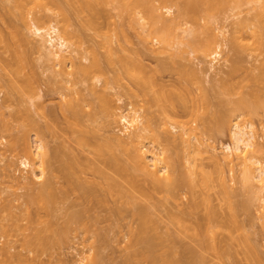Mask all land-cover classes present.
<instances>
[{
    "label": "rangeland",
    "instance_id": "1",
    "mask_svg": "<svg viewBox=\"0 0 264 264\" xmlns=\"http://www.w3.org/2000/svg\"><path fill=\"white\" fill-rule=\"evenodd\" d=\"M11 1L6 2L5 0H0V5L4 4V6H0V230H2L0 231V264H17V262L19 264L22 263L21 260H23V258V264H33V261H35V264H124L127 253L130 252V246L134 240L133 234L136 232L134 230L137 229L139 224L138 208L140 209L141 207H146L148 212L150 210V212L147 213L148 217L150 218H146L152 220L153 222L150 221L151 224H149L150 226L148 225L149 228L147 231L149 230L148 232L151 233L150 235L154 236V238L157 236L155 239L152 238L153 241L151 242L155 247L154 254L157 259H159L158 263L161 259H173L172 261L176 260L177 264H198L199 262H201L199 264H264V220L262 218L264 209L260 208L261 203L257 200L258 197L264 198V189L261 188L262 183L259 181L258 183L254 180L253 183H250V186H246L249 185V183H246L243 184V187L242 183L245 180L242 181L244 178H241L243 175V167L242 164H240V160L234 158L231 163L223 161L221 158L223 147L231 142L228 122L222 126L224 130H222L220 133H216L213 130H206V125L208 124L210 125H208L209 127H216V123H218V125L221 123H219L220 121H218L213 113H207V110L205 107H203L204 105L199 102V98H197L198 100L196 99L199 90L198 93L196 92L197 90H194L193 94L195 96H193L194 100L196 99V102L194 101L193 108L186 112L188 115L186 113L177 112L178 115L181 114L179 117L174 116V118L171 116L170 118L171 121L176 122L173 123L177 124L176 126H178L180 123L183 124V122H190L189 124L192 127L199 126L200 128L195 130L196 132L192 130L193 133H191V135L194 137L188 135L189 133H187L182 137L184 141L182 142V139H179L181 138L179 137V130H171L169 127L170 119H165L168 122L167 125L162 124L165 127H160L159 129L167 128L170 130V132L172 131L171 134L176 138V141L174 143L172 142L173 145H171V143L168 145H166L167 143H161L160 139L157 140L155 136H152L151 134L149 135L148 132L145 133L144 137L142 135L144 132H142V136L139 138V141L147 150H152L155 154H157V156L155 154L154 156L160 160L162 159L158 166H168L166 167L168 169L167 172H171L172 174H169V177H166L165 175L166 178L162 179L161 185L164 187H169V185L176 181V178L179 180V182L176 181L179 187L176 186L177 188L174 189L176 192L175 193L173 191L174 193L172 194L174 195L171 194L170 196L167 192H164L163 186L162 189H159L163 190L162 192L158 190H155L154 192V190L152 191V187L148 188V185L144 184L142 180V185L145 187L144 190L148 191L149 197L144 199H135L136 197L132 198L128 196V190L126 192V189H124L126 188V184L123 186L124 183L122 179H118L115 174H113V171L108 170L111 171V174L110 172L106 173V179L108 178L109 180L105 179V175L95 172L96 170L93 167L95 166L93 162H101L106 160L110 153L116 156L119 163L127 162V153H129L128 150L132 144L125 135L126 133L124 132L123 125L118 123V116L120 114L130 112L129 104H131L132 110L137 113L136 115L139 114L138 116L141 118L143 123L145 119L148 118L146 110L147 108L143 102V99L141 97L138 98L133 95H128L126 90L128 86V80L125 73V56L128 50L127 40L129 39L132 42V48L134 49V52L140 48V44L138 42L139 40L137 39V33L134 31V29L133 31H131V28L129 29V27L127 29L128 21L125 20V12L121 15V17L124 15V18L119 16V14L122 12H119L120 9L118 11L116 9L119 8L117 7L118 3L107 2L106 4V1L101 0L104 1V3L101 2L100 6L99 0V2H97L99 9L101 10L100 14L98 13L99 20L97 18H94V20L92 19L93 22L91 26V24L86 20L90 18V15H88L90 12L88 13V11L85 9L82 10V7L79 5L77 0H73V2L76 1L78 6L72 2L73 4L71 3V5L73 7L70 5V0L69 2L68 0H62L66 1V7L71 6L74 8L73 11H75V8L77 9L75 12L72 11L71 7L68 10V15H72L71 19H69L71 26L69 25V22H67L69 26L66 27V29L75 33V36H73L74 39H79L74 41L72 40L73 43H76L74 44L76 47L72 46V44L68 42L69 45L71 44L70 48L75 49V53L73 52V55L80 59L79 61H81L83 65H90L91 60L93 63L95 59L99 60L98 63H100V69L95 67L98 64L93 65L95 62L92 64L93 88L91 89L89 83L79 81V78L76 75H56L60 67H54L53 60H45L46 58H43L44 55H40L43 54L42 51L39 50L41 51L39 52L37 47L35 50V38H32L31 34H29L30 31L27 30L29 29L28 27L31 25V23L38 21V19H36V14L33 13L37 10V7L39 8V10H37L38 13L37 11L35 12L37 15L40 12L43 13L44 10L42 11V9L46 10L50 7V10L48 9L47 11H44L45 14L49 15L50 20L47 22L48 18H44L46 21L41 19L43 20V22L41 21V24H39V21L38 24L35 23L37 27L40 26L39 28L47 29L51 27L52 24L57 26L58 29L62 27L64 23L59 21L60 17H58V15H56L54 12H59V6L57 5L58 8L56 9V6L51 3L45 2L44 5L43 2L46 0H40L41 2L38 0L40 5L41 3L43 4L40 8L39 6H35L38 5L35 0H26V2L29 3L28 5L24 0L21 2L20 0H16L15 3L18 1L17 4L20 3L22 5V2H24L26 11L29 12L28 13L23 9V13L20 11V13H17L18 10H21L20 8L24 6L21 7L19 4L15 5V3ZM158 1L159 0L154 2H157V4L159 3L160 5L161 2ZM4 2L8 4H5ZM9 2L14 5L12 6L10 4V6H8ZM64 3L65 2H63V4ZM110 3L112 5L116 4L115 8H113L114 5L112 6ZM49 4H51L53 8L51 5L49 6ZM74 4L76 7H74ZM94 4L97 8V4ZM166 4L167 6H165ZM166 4H163L164 7L170 6V3ZM31 5L34 6V11L30 9ZM28 6H30V8ZM77 7L81 11H78ZM156 7L158 6L156 5ZM162 7L160 6L159 8L163 9ZM5 8H8L7 11ZM11 8H16L18 10L13 9L14 11H17L14 12ZM250 8L252 9L250 5L243 6L238 15L235 14L236 12L225 13L221 17L219 16V18L217 17L218 19H215V22L212 23L213 26L211 24V28L213 27L212 31L217 36L216 40L220 45V53L217 57L218 61H216L215 66L225 69L226 67H224V65H229L228 62L226 63V59H228L230 55L232 56V54L229 53L230 51L227 44H229V37L232 35V30H235L234 28H236V24L241 20H243L245 23H251L253 18L251 19L250 17H254V15L257 14L256 12H259L258 8L255 9V12ZM9 9H11L10 12L8 11ZM70 10L72 12H70L71 15L69 14ZM100 10L96 9L97 12ZM24 12L26 14V17L24 16L25 19L22 16ZM104 12L105 14H103ZM75 13H78V15ZM102 15L103 17L101 18L100 16ZM22 18L24 20L21 21ZM122 19L125 22L122 21ZM58 21L61 24H58ZM25 22H28L27 25H24ZM120 26H122V30L121 28L119 29ZM16 29L20 30L21 33L18 30L16 32ZM13 30L15 33H19L15 34L12 32ZM119 31H123L125 35L123 36V33L121 35ZM244 33L245 32H243L241 36ZM20 34H23V36L27 35L26 38L24 36V40H26L24 42L25 45L23 44V40H20L23 39L20 38ZM248 34L249 32H247L246 35L244 34L241 40L242 44L247 46L246 51L243 54V60L240 58V65H242L241 70L244 69L242 71H244L243 73L245 74L250 70V72L253 70V73H257L262 63L264 64L263 50L256 42V38L250 37L251 35ZM15 35H17V37L19 36V38H17ZM27 38L30 43L27 41ZM65 40L70 41L71 39H66L65 37ZM232 57L233 59L235 58V56ZM83 58H87L86 61H84ZM174 61L186 63L183 61V59L179 61L178 58H175ZM5 63H7V65H11L13 69L17 68L19 71L18 73L16 71V78L14 76V79L19 80V77L21 76L22 78H20L22 80L17 81L13 79V85L16 86L10 85L13 88H17L18 86V91L20 90V93L17 92L16 88L13 89L10 87L9 90V87H6L8 86V83L6 85L7 77L4 75L3 71V67H5L3 64ZM143 63L150 68L154 67L155 64L149 59H143ZM20 66H24L26 71L23 69V67L20 68ZM200 66L202 69H205L207 65L201 64ZM18 68L21 69V71ZM94 68L95 70H93ZM245 69H247V71ZM67 70L70 71V69ZM205 70H203V72L200 74L202 82L199 81L200 83L198 84L202 83L203 85L201 84V86L211 90L212 86L215 84V81H213L214 77L212 73L210 74V72H206ZM28 73H32L33 77L32 74L29 75ZM243 73L241 74L243 75ZM17 75L19 77H17ZM174 77L176 76H173V78ZM32 78L35 79V83L33 82ZM28 79L29 82H27ZM30 79H32V81H30ZM64 79H68L71 82L65 84ZM168 79V77H164L163 80L166 81ZM23 80H27L25 81L27 83H25ZM30 83H33V93L31 92L32 89H29V92L28 86L26 85H30ZM30 86L29 88H31ZM259 88L262 99L261 101H264V82L259 86ZM93 89L95 91H92ZM8 90L11 91L9 93L11 95L8 94ZM209 91L207 92L209 93ZM96 92H98V94H95ZM97 95L102 96L99 97ZM103 96H105L107 99V113L101 111V106L103 103L102 101L105 99V97L102 98ZM98 97L99 99H102V101L99 100ZM217 97L218 98H213L212 100L213 104H216L217 106V110L213 111H216L218 115L227 114L229 117L230 115L231 117H233V115L235 117L236 114L238 115V113H235V111L233 112V115L232 112H228L230 105H224L223 107V101L225 102L227 97ZM219 99L222 100L220 101ZM66 101H73L76 106L78 105L77 107H74L76 108L74 110L77 111L78 109L77 114L75 113L76 115L74 117H72L74 113H72V115L70 114L71 110L68 112V110H66L67 108L65 109L64 105L67 103ZM218 101L222 103V106H218ZM25 107L28 108V110H26ZM21 110H25V112L23 111V115ZM18 112H20L21 115H18ZM259 112L258 113L260 115L257 114L250 117H246L244 114L242 115L243 117L245 116L244 119H250L249 121H243L241 120L242 118L237 119L236 121L233 119L234 117L232 120H234L236 123H239L240 126L244 123V125H246L247 122L251 123L259 151H257L258 148H252L251 151L247 153V157L249 156V158L251 157L259 160L262 164H264V113L261 110H259ZM41 113H43V115ZM29 114H31L33 117L31 115L29 116ZM17 115L19 116L20 120L18 119ZM156 115L159 116V113H156ZM29 119L34 125V127L32 125L33 128H31L29 125ZM160 123H165V121L162 120ZM173 124L171 123V125ZM3 126L8 128L7 130L9 133H4L5 131ZM147 134L148 139L146 138ZM149 136L154 138H149ZM15 137H17L21 145L25 144L24 142H26V144L29 145H27L28 148L31 147L29 150H32V152L37 148V141H40L43 146V153L46 155V158L45 155H42L44 156L42 159L47 160H45V165L47 168L44 167V175L40 174L36 166L34 170L35 175L31 173V168L23 169L20 167L19 161L25 158L27 154H23L24 150L22 149L21 145L16 142L17 139ZM114 137L117 138V140H121V138L124 140H121L120 144H118L119 142L117 143L116 139L114 142ZM10 139H13V141ZM187 139L188 141H186ZM156 140L160 143L158 144L160 146L156 144L158 146L157 148H155V143L153 144V141L157 142ZM10 141L11 143L13 142L12 148L15 146V149L11 148ZM14 142L15 145H13ZM21 142H23V144ZM140 142H138L139 146ZM188 142L192 146L190 149V146H187L189 145ZM129 143L131 145H128ZM149 144L151 145L149 146ZM100 146L104 149H102ZM107 148H109L108 150L111 149V152L106 154L98 153L99 149L106 151ZM108 150L106 152H108ZM130 150H132V148ZM150 151L149 155H152L150 154ZM29 156H31L29 157V160L30 158L32 159V161H29L31 163L33 162L34 156L33 158L31 154ZM91 158L94 161H91L92 165L89 167L90 164L87 166L86 161H88L87 159L91 160ZM62 163L66 166L62 165ZM67 164L70 166H67ZM63 166L69 167L70 169L64 168ZM32 167L34 168V166ZM56 167H59L60 170ZM199 167L200 172L198 171ZM63 168L69 170V174H73L74 172V176L71 175L72 179H70L69 176V178L67 177L69 181L63 174ZM173 168H175L174 171H172ZM54 169L57 171V175L60 174L59 176L61 179L55 176L56 171ZM201 171L202 175L203 173L206 174L205 172L210 174H208L209 176L207 175L208 180H206V176L202 177L201 175L200 177ZM218 173H221L225 178L226 184L223 186L224 190L218 181ZM162 174L164 176V173ZM32 175L36 177L39 175L40 178L38 177V179ZM40 175L42 177L44 176V178H42ZM112 175L115 177L113 181H115V179L119 180H116L115 182H119L121 184L120 189L122 191L124 190V193L118 195V193H116L118 191L117 188H107L108 185L106 186V183H110L109 181L113 179L111 178L113 177ZM210 176L212 178V182L210 181ZM13 177L20 179L25 177L26 180L24 178V180H22L24 181L22 182L23 184L20 181L19 184H16V180L13 181ZM204 178L206 181L203 180ZM43 179L45 181L49 180L48 182L46 181V183H49L53 186H50L53 188H51V191L53 190L51 199L47 200L48 202L45 200V203L43 201H41L43 203L40 202V204H43L42 206L46 204L44 207L38 204L39 202L33 203L32 201V197L34 196L32 192L34 193V190L37 188L39 191L41 188L40 186H42V183L44 182ZM64 179L67 183L63 181ZM120 180L122 182H120ZM191 180L193 182H191ZM29 181L30 183H28ZM187 181H189V183ZM195 181H200V183H195ZM31 182L33 183L31 184ZM168 182L169 184L167 185ZM190 182L193 185L192 187ZM207 182L210 185L206 184ZM25 184L27 186L31 184L29 187L30 189H28ZM78 184H80V186ZM146 188H148V190H146ZM249 188L251 190L253 189V191H249ZM260 188L262 190H260ZM90 189L91 191H89ZM38 191L35 192L38 194ZM58 192L61 193L57 195ZM250 192H252L253 195L250 194ZM254 193H256V195ZM29 197L31 198V204L30 202H27L29 201ZM26 202L27 205H25ZM47 203H50L51 205H47ZM35 204H38V207ZM46 206H48L47 209L45 208ZM261 210L263 212L262 214ZM172 212H174L175 216L178 214L182 217H180V222L174 220L175 217L173 218V216H171V214H173ZM26 216L29 217L26 218ZM30 216L33 218H30ZM169 216L172 218V220H174V222H176V224L181 226L174 225L175 223L169 219ZM185 216L189 217L185 218ZM28 218L30 221H32L29 222V220H26ZM149 220L146 222L149 223ZM208 220L210 223H208ZM182 223L184 225H182ZM7 224H9L7 228H3L5 227L4 225ZM25 224L27 228L24 227ZM199 224L200 227H198ZM19 225L21 227L23 226L22 232L18 231L21 229ZM13 226H17V228H11ZM8 227L10 229H8ZM153 228V231L157 234L154 232L152 233L151 230ZM12 229L14 231H12ZM3 230L5 231L3 232ZM9 230H11L12 234H9ZM205 231L208 236L206 235ZM210 231L213 232V235ZM1 232H3V234L6 232L8 234L5 235L9 236H2L3 234ZM35 237L37 240L33 239ZM27 239L30 240L25 241ZM210 239H212V241ZM26 242H30L31 246L28 244L25 245ZM200 243L203 244L201 247L202 249L198 250L194 248L195 245L196 247H200L202 245ZM6 247L7 251L10 252H5ZM192 249L194 250L192 251ZM252 249L257 257L254 256L253 252L251 251ZM191 251L193 253L194 251L196 252L193 254ZM250 251L253 256L249 255ZM3 252L5 253L3 254ZM9 253L11 254L9 255ZM6 254L9 256L7 257ZM19 254L21 255V262H19ZM92 254L93 257L91 258ZM95 254H98V256ZM197 254L198 256L200 255V257L196 258ZM13 257L17 258V260ZM96 257H98L99 260ZM250 257L256 258H253L252 260ZM7 258L10 259L8 260ZM199 258L202 259L199 260ZM28 259H30L29 261L32 263H28ZM90 259H94V261ZM256 259L259 261V263ZM12 260L14 261L13 263ZM25 261L26 263H24Z\"/></svg>",
    "mask_w": 264,
    "mask_h": 264
},
{
    "label": "bare ground",
    "instance_id": "2",
    "mask_svg": "<svg viewBox=\"0 0 264 264\" xmlns=\"http://www.w3.org/2000/svg\"><path fill=\"white\" fill-rule=\"evenodd\" d=\"M5 1L8 2V1H11V0H8V1L5 0ZM15 1L16 0H12L11 2L15 3ZM21 1L22 0H20V2ZM24 1L26 2V0H24ZM70 1H71L70 2V5H71L73 0H70ZM77 1L79 2V5L82 7V10L85 9V10L88 11V13L90 12L88 14V15H90V18H88L89 21H88V19H86V20H87L88 23L91 24V26H92V22H93L92 19L94 20V18H97L99 20L98 13L100 14V12H101V10L99 9V5H100L101 2L104 3V1H106V4H107V2L118 3L117 7H119V8H116V9H117V11L120 9L119 12H122L121 14H119L120 17L125 12L124 13V15L126 14L125 20L128 21V22L126 21L127 24H128L127 25V29H128V27H129V29L131 28V31H133V29H134V31L137 33V39L139 40L138 42L140 44V48L134 52V49L132 48V45H133L132 42L129 39L127 40L128 50H127V52H126L127 54L125 56V58H126L125 59V73H126V77H127V80H128V86H127L126 90H127L128 95H131V96L133 95V96L138 97V98L141 97L143 99V102H144V104L146 105V108H147L146 110H147V115H148V118H146L144 123H143L141 118L138 116L139 114L136 115L137 113L134 110H132L131 104H129L130 112L129 113L120 114L118 116V123L123 125L124 132L126 133L125 135L127 136V138L129 139L130 143L132 144V146H130V149L132 148V150H130L128 148L129 149L128 152L130 154L127 153V156H128L127 157V159H128L127 162L123 161L125 163H119L117 158H116V156L114 154L110 153V155H108V158L106 160L101 161V162L95 161L97 163V165H96L95 162H93L94 160H92V158H91V160L87 159L88 160V161H86L87 166L90 164L89 165V167H90L92 165V162H93V164L96 166V167L93 166L95 168V170H96L95 172L96 173L99 172L100 174L105 175L104 176L105 179L107 177L106 173L110 172V174H111V171H113V174H115V176L118 179L119 178L122 179V181L124 183V184L122 183L123 186L126 184L125 185L126 188H124V189H126L125 190L126 192L128 190V192H127L129 194L128 196H130L132 198L136 197L135 199H144V198H148L149 197L148 196V194H149L148 191L144 190L145 187H144V185H142V180H143L144 184L148 185L147 186L148 188L152 187V191L154 190V192H155V190H158V191L162 192L164 190V192H167L168 195L171 196V194L175 192L174 189L177 188L176 186H178L177 182H179V180H177V178L175 179V177H174V179L177 181V182L175 181L176 183L173 182L171 185H169V187H166V186L164 187L163 185H161L162 179L163 178L165 179L166 177H169V174L170 175H172V174H171V172H169V173L167 172L168 169L166 167H168V166H162V167L158 166V164L160 163V161L162 159L160 160L159 158H157L156 157L157 154H155L152 150H151L152 151L151 152L148 149L150 151V154H152V155H149V151L144 147V145L141 144V142L139 141V138L142 135L144 137L145 133L148 132L149 135L151 134L152 136H155L157 138V140L160 139L161 143H167L166 145L171 143V145H173L172 142L174 143L176 141V138H175V136H173L171 134L172 131L170 132V130H168L167 128H162V129H159V128L160 127H165L162 124L167 125L168 122L166 120H169L171 118V116L172 117H174V116L175 117L176 116L179 117L181 114L178 115L177 112L186 113V112L190 111L193 108L194 101L197 98H199V100H200L199 102H201L204 105L203 107H205V109L207 110V113H210V114L213 113L214 116L218 119V121H220L219 123H221V124L223 123L222 125L221 124L218 125V123H216V127L215 126L214 127H209L210 125L208 124L209 126L206 125L207 129L206 128H202V129H206V130H210V131L213 130L216 133H220V132H222V130H224V128L222 126L225 125L226 122H228V128H229V131H230L229 133H230V138H231V142L230 143L231 144L229 143V144H227V145H225L223 147V151H222V154H221L222 155L221 158L223 159V161L231 163L234 160V158L239 159L240 160V164H242V167H243L242 168V174L243 175L241 174L242 175L241 178L242 177L244 178V179H242V181L243 180L246 181V182L244 181L245 183L243 182L242 185L246 184V183H249V185H246V186H250V183H253L254 180H255L257 182L259 181L260 183H262L261 188L264 189V164H262L259 160H256V159L251 158V157L249 158V156L247 157V153H249V151H251L252 148H254V149L258 148L257 151H259V147H258V145H257V143L255 141L254 131L252 130V125H251V123L247 122L246 125H244L245 124L244 123V124H242L244 126H242V125L240 126L239 123H236V122H234V120H232V118L234 117V115H233L234 111H235V113L236 112L238 113V115L236 114L235 117L233 118L236 121H237V119H240V118H242L241 120H243V121H249L250 119L247 120L248 118L244 119L245 116L246 117L247 116L250 117V116L257 115V114L260 115L259 113H261V112H259V110H261L264 113V101H261L262 99H261V96H260L261 94H260V88H259V86L262 85V83L264 82V64L262 63V65H261V67H259L257 73L256 72L253 73V70H252V72H250L251 70L247 71V69H245L247 71L246 74L243 73L244 71H242V70H244V69L241 70L242 65H240V58L243 60V54L245 53L246 48H247V46L242 44L241 40H242V36L244 34L246 35L247 32H249L248 35H251L250 37H255L256 38V42L259 44V46L261 47V49L264 52V0H159L158 1V2H161L162 5L163 4L165 5L166 3H170L169 7H164V5L162 7L161 4L159 5V3L157 4V2L155 3L154 1H157V0H113V1H111V0H109V1L108 0L101 1L100 0V2H99V0L98 1L97 0H93V1L92 0H77ZM11 2H9L8 6H10V4L12 5ZM17 2L15 3V5L17 4ZM35 2L38 3V0L37 1L35 0ZM45 2L55 5L56 9L59 6V12L58 11L57 12L54 11V12L56 13V15H58V17H60L59 21H62L64 23V25H63L64 27L63 26L60 27V28H62V29L59 28L60 30L57 28V26H54L53 24H52L51 27H49L47 29L39 28L40 27L39 25H38L39 27H37V25L35 23L38 24L40 22L39 24H41V21L42 22H43V20L46 21L47 18H48L47 22L50 20L49 19V15L44 13V11H47L48 9L50 10V7L49 8L47 7L48 9H46V10L42 9V11L44 10L43 13L40 12L38 15H37V13H38L37 10H39V8L37 7V10H36L37 13H35L36 11L33 12V13L36 14V19H38L39 22L36 20L37 22L31 23L30 26L28 25L29 29H27V26H26V29L30 31V33H29V31H28V33L31 34L32 38H35L34 40L37 43V44L35 43V50H36V47H37L38 51L39 50L42 51L43 54H40V55H42V56L44 55L43 58L44 59L46 58L45 60H48V61L49 60L50 61L53 60L54 61V67H60V69H59V71H57L56 75H67V76L76 75V76H78L79 81H83V82L89 83V86L92 89L93 88V86H92V76H93V74H92V68H93L92 64L95 62V64H93V65L98 64L95 67H98L99 69L101 67L99 65L100 63H98L99 60H97V59H95L96 61L94 60L93 63H92V60H91V64L90 65H87V64L83 65L81 63V61H79L80 59H78L77 57H75L73 55L75 53L74 52L75 49L70 48V46L72 44V46L76 47V45H74L76 43L75 42L73 43L72 40L74 41V40H79V39H74L73 36H75V33L73 31H69L68 29H66V27H68L71 24L69 22V19H71V16H72L71 13L72 12H71V10L69 11V14L71 15V16H69L68 15V10L70 9V7L72 5L70 7L69 6L66 7L65 6L66 1H62V0H46V1L43 2V4ZM63 2H65V3L63 4ZM68 2H69V0H68ZM93 2L97 4V6H98L97 8L95 7L96 5ZM97 2H99V5H98ZM153 2L158 7H156V5ZM22 3H23L22 5L20 3H18V4L22 7V6H24V2H22ZM73 3L76 4L77 2L75 1ZM5 4H8V3H5ZM28 4L29 3H27V5ZM43 4L41 3V5H40V3H38V5H35V6H39L41 8ZM51 4H49V6ZM1 5L4 6V4H1ZM76 5L74 7H76ZM115 5H114L113 8H115ZM247 5H250L252 7V9L254 10V12H255V9L258 8L259 12H256L257 14L254 15V17H250L251 19L253 18L252 19L253 21H251V23L250 22L245 23L243 20H241V21H239L236 24V28H234L235 30L234 31L232 30V35H230L231 37H229L230 38L229 44H227V45L229 47L228 48L229 51H230L229 53H231L232 56H235V58L233 59V57L231 55H230L231 58H230V56H229V58L227 57L228 59H226L227 61L226 60L225 61H226V63L228 62L229 65H227V64H226V66L224 65V67H226L227 69L215 66L216 61H218L217 57L219 56V53H220V51H219L220 50V45L218 44L219 42H217V40H216L217 36L212 31L213 27L211 28V24L215 22V19H218L219 16L221 17L225 13H228V12H230V13L234 12L235 13L236 12L235 14L238 15V13L241 11L242 7L243 6H247ZM160 6L163 9H160L159 8ZM165 6H167V4ZM19 7H16V8H19ZM25 7L26 6L20 8L22 11L18 10L16 8H13V9L18 10V12L15 10L17 13H20V12L23 13V9H24V11H26ZM28 7L30 8V6H28ZM81 7H80V9H81ZM120 7L123 8V9H121ZM2 8H4V7H2ZM33 8H34V6L31 5L30 9L33 10ZM52 8H53V6H52ZM95 8L100 10V11L97 12ZM5 9L7 11L8 8H5ZM11 9H9L8 11L10 12ZM13 9H12V11H14ZM73 9L74 8H72V11H73ZM76 10L77 9L75 8V11ZM75 11H73V12H75ZM78 11H81V10H79V8H78ZM94 11L97 12V13H95ZM26 12H28V11H26ZM28 13H27V15H28ZM78 13H75V14L78 15ZM103 14H105V12ZM17 15H19V14H17ZM25 15L26 14L24 12V14L22 16L24 17ZM92 15H93V17H92ZM124 15L121 18H124ZM25 17H24V19H25ZM31 17H32V15H31ZM34 17H35V15H34ZM100 17L102 18L103 15L100 16ZM14 18H16V17H14ZM44 18H46V19H44ZM19 19H20V17H19ZM24 19L22 18L21 21L24 20ZM41 19H43V20H41ZM57 20H58V18H57ZM122 21H124V20L122 19ZM67 22H69V25H68ZM94 22H96V21H94ZM27 23L25 22L24 25L25 24L27 25ZM58 24H61V23L59 22ZM84 24H87V23H84ZM124 25H126V24H124ZM212 26H213V24H212ZM121 27L122 26H120L119 29ZM135 28H137V29H135ZM17 30L18 29H16V32H17ZM121 30H122V28H121ZM18 31L20 32V30H18ZM123 31L122 32L119 31V32H120L121 35L123 33V36H124L125 33ZM12 32H14V30ZM243 32H245V33L241 36V34ZM18 33H15V34H18ZM15 36L17 37V35H15ZM24 36H23V34L20 36V38H23V39H20V40H23V44L26 41L24 39L26 38L27 35L25 36V38H24ZM65 37H66V39H71V40L70 41L69 40H65ZM72 37H73V39H72ZM17 38H19V36ZM27 41H28V38H27ZM68 42H70L71 44L69 45ZM78 44H80V43H78ZM41 51H39V52H41ZM175 58H178L179 61L183 59V61H185L186 63H182L181 61L180 62H175L174 61ZM83 59H84V61H86L87 58H83ZM143 59H149V60L153 61L155 63L154 67L150 68L149 66L145 65L143 63ZM5 64H3L5 66V67H3V69H4L3 71H4V75L7 77V81H8V82L6 81V85L8 83V86H6V87H9L8 89L10 90V87L13 88L12 86H16V85H13L14 84L13 79H14V76L16 78V71H17V73L19 71L17 70V68H15L16 69L15 70V69H13L11 67V65H9V64L7 65V63H5ZM201 64H206L207 65L205 67L206 70L202 69V67L200 66ZM22 67L25 70V67L24 66H22ZM22 67L20 66V68H22ZM67 69H70V71L67 70ZM19 70L21 71V69H19ZM93 70H95V68ZM203 70H205L206 72L207 71L210 72V74L212 73V75L214 77L213 81H215L214 82L215 84L212 86L211 90L209 89L211 92L214 90L212 92L213 94L208 89H206V87L204 88L203 86H201L202 83L198 84V83L202 82L201 78H200V74L203 72ZM241 73H243V75ZM31 74H29V75H31ZM19 76H20V73H19ZM19 76L17 75V77H19ZM173 76H176V77L173 78ZM20 77H19V80H22L21 79L22 77L21 78ZM27 77H29V76H27ZM32 77H33V74H32ZM164 77H168L169 79L164 81L163 80ZM24 78H26V77H24ZM32 79H30V81H32ZM14 80H17V79H14ZM19 80H17V81H19ZM34 80L35 79H33V82L35 83ZM23 81L25 82L27 80H23ZM213 81H212V84H213ZM27 82H29V79H28ZM27 82H25V83H27ZM69 82H71V81L68 80V79H64V83L65 84H68ZM26 85L28 86V90L29 89L31 90L32 86H33V83H30L31 86L28 85V84H26ZM29 86L31 88H29ZM15 88L16 87H14L13 89H15ZM16 89H17V92L20 91V90L18 91V89H19L18 86H17ZM30 90H29V92H30ZM194 90H197L196 91L197 93H198V90H199V93L197 95L198 97L196 96L195 100H194V96L195 95L193 94ZM32 91H33V89L31 90V92ZM92 91H95V90L93 89ZM207 91H209V93ZM10 92L11 91H9L8 94ZM95 94H98V92H96ZM9 95H11V94H9ZM97 96H99V95H97ZM101 96H99V97H101ZM217 96H220L219 98H221V96L227 97V99H225L226 101L225 102L223 101V104L218 101V103H219L218 106H222L223 105V107H224V105L225 106L230 105L229 106L230 108H228L229 110L228 109L227 110H228V112L229 111L232 112L233 117H231V115H230L231 119H230V117L227 114L226 115L224 114L225 116L219 114L221 116L220 117L218 115V113H216V111H213V110H217L216 109L217 106H216V104H213L212 100H213V98H215V99L218 98ZM99 97H98V99H99ZM104 97L105 96H103L102 98H104ZM6 98H8V97H6ZM30 98H33V97H30ZM99 100L102 101V99H99ZM106 100L107 99L105 97L104 101H102L103 102L102 106H101L102 110L101 109L100 110L107 113L108 112V107H107ZM101 101H100V104H101ZM66 102L67 103H65V105H64L65 109L67 108L66 110H68V112H70V110H71L70 114L72 115V113H74V115H72V117H74L77 114V111H78V109H77V111L74 110V109H76V108H74L76 105L73 103V101H69V102L66 101ZM177 104H178V106H177ZM25 109L28 110V108H26V107H25ZM178 110H180V111H178ZM23 111L25 112V110H23ZM23 111H22V115H23ZM41 111H42V108H41ZM18 113H17L18 115H21L20 112H18ZM156 113H159V116H157ZM41 114L43 115V113H41ZM243 114L245 115L244 117L242 116ZM14 115H15V113H14ZM18 115H17V117L19 119ZM30 115L31 114H29V116ZM27 116H25V117H27ZM25 119H27V118H25ZM162 120H164L165 123H160ZM221 120H222V122H221ZM73 123H75V122H73ZM171 123L173 124V123H176V122H173L170 119L169 120V124H170L169 127L173 131H175L177 129L179 130V132H180L179 133V137H181L179 139H182V137L185 134H187V133H189L188 135L193 136V135H191V133H193L192 130L195 131L198 128H200L199 126L198 127L197 126H195V127L193 126L192 127L189 124L190 122H185V123L183 122V124L180 123L181 125L178 124V126H176L177 124L171 125ZM177 123H179V122H177ZM29 125H30L31 128L34 127V125L31 123V120H30ZM32 125H33V127H32ZM197 125H199V124H197ZM3 128H4V131H5L4 133H9V131L7 130L8 128H6L4 126H3ZM159 130H161V131H159ZM142 132H144V134ZM141 133H142V135H141ZM204 133H205V131H204ZM148 134H147L146 138L148 137ZM194 135H195V133H194ZM152 136L151 137L149 136V138H154ZM116 137H118V136H116ZM15 138L17 139V137H15ZM119 138H121V137H119ZM113 139H114V142L117 140V138H115V137ZM10 140L13 141V139H10ZM121 140H124V139L121 138ZM121 140L118 139L117 143L119 142L118 144H120ZM11 141H10V143H11ZM186 141H188V139ZM16 142H18L20 144L18 139L16 140ZM80 142H79V144H80ZM138 142H140V146H139ZM157 142L153 141V144L155 143L154 145L156 147L154 145H152V146H154L155 148L160 146V145H158V144H160L159 141H157ZM180 142H181V140H180ZM182 142H184L183 139H182ZM12 143L10 145L11 148H12ZM18 143H16V144H18ZM21 143L23 144V142H21ZM24 143L26 144V142H24ZM37 143H38L37 146H36L37 148L35 147L36 149L33 152H32V150H29L31 147L28 148V146H29L28 144H26V145L23 144L24 147H23V145L20 144L22 149L25 152V153L23 152V154H25V155L27 154V156L25 158L21 159L19 161V164H20V167H22L23 169H25V168H29L30 169L31 168V173H33V175H35L34 174L35 173L34 170H35V166H36L38 168V171L40 172V174L44 175L43 172H44V167H46V165H45V160L46 159H42L44 157L42 155H45V154L43 153L44 150H42L43 146L40 143V141L39 142L37 141ZM130 143L128 145H131ZM84 144H86V143H84ZM13 145H15V142H14ZM150 145L151 144H149V146ZM187 146L188 147L190 146L189 149L192 148L190 143ZM154 147H152V148H154ZM13 148L15 149V146H13ZM102 149H104V148H102ZM102 149L98 150L99 154H106V153L111 152L110 151L111 149L108 150L109 148L106 149V151L108 150V152H106L105 150L103 151ZM30 154L32 155V158L34 156L33 162H31V163L29 162L30 160L32 161L31 158L29 160V157H31V156H29ZM154 154L156 156H154ZM214 157H216V156H214ZM45 158H46V155H45ZM119 161H120V159H119ZM63 163H66V162H63ZM63 163H62V165L66 166ZM46 164H48V163H46ZM32 166H34V168ZM50 166H51V164H50ZM67 166H70V165L67 164ZM199 166H201V165H199ZM71 167H72V165H71ZM56 168H58L60 170L59 167H56ZM64 168H69V167H64ZM51 169H53V168H51ZM174 169L175 168H173L172 171H174ZM201 169H202V167H201ZM71 170H72V168H71ZM108 170H111V171H108ZM62 171H63V174H64V176L66 178L69 176L70 179H72L71 175L74 176V172H73V174H69V170H67V169H64ZM198 171L200 172V167L198 168ZM202 171H201L200 177L202 175ZM36 172H37V170H36ZM162 173H164V176H163ZM205 173L206 174L203 173L202 177L206 176L205 178H206V180H208L207 179L208 178L207 175L209 173H207V172H205ZM54 175H55V173H54ZM59 175L60 174L57 175V171H56V175L55 176H57V177H59V179H61ZM165 175H166V177H165ZM217 175H218V181L220 182V186H222V189H223L224 184H226L225 183V178H224V176L221 173L220 174L218 173ZM112 176L113 177H111V178H113V179L111 181H109L110 183H108V184L106 183V186L108 185L107 188H109V189L117 188L118 191L116 193H118V195L124 193L123 192L124 190L122 191L120 189V185L121 184L119 182H115L117 179H115V181H113L115 177H114V175H112ZM33 177H36V176H33ZM38 177H39V175H38ZM38 177H36V178H38ZM24 178L25 177H23L22 179L13 177V181L16 180L15 181L16 184H19V181L21 183L24 182V181H22V180H24ZM42 178H44V176ZM205 178L203 180H205ZM210 178H211V176H210ZM25 180H26V178H25ZM30 180H32V179H30ZM106 180H109V179L107 178ZM46 181L48 182L49 180H46ZM46 181L44 180L45 183L43 182L42 186H40L41 188L39 187L40 188L39 191H38V188L36 190L32 189V190H34V193H36L35 191H38V194L36 193L37 195L32 192V194L34 195L33 197L31 196L33 203L34 202L35 203L39 202L38 204H40L41 201L44 202L45 200L47 201V200L51 199V197H52L51 194H53L52 193L53 190L51 191V188L53 186L51 184H49V183H46ZM63 181H65V179ZM68 181H69V179H68ZM117 181H119V180H117ZM122 181L120 180V182H122ZM125 181H126V183H125ZM165 181H167V180H165ZM210 181L212 182V178H211ZM240 181H241V179H240ZM15 182H13V183H15ZM73 182H74V180H73ZM187 182L189 183V181H187ZM191 182H193V181L191 180ZM196 182L197 181H195V183ZM28 183H30V181ZM32 183L33 182H31V184ZM75 183H76V181H75ZM163 183H164V181H163ZM197 183H200V181L197 182ZM26 184H27V182H26ZM31 184H29L28 186L26 185V187L28 189H30L29 187H30ZM127 184H128V186H127ZM168 184H169V182L167 183V185ZM206 184H209V183L207 182ZM78 185L80 186V184H78ZM50 186H52V187H50ZM70 186H71V184H70ZM162 186L164 187L163 190H159V189H162ZM180 186H181V181H180ZM192 186L193 185L191 183V187ZM243 187H244V185H243ZM251 187H252V184H251ZM148 188H146V190H148ZM261 188H260V190H262ZM81 189L83 190L82 187H81ZM122 189H123V187H122ZM89 191H91V189ZM249 191H253V189L251 190L249 188ZM126 192H125V194H126ZM60 193L58 192L57 195H59ZM250 194L253 195L252 192H250ZM254 194L256 195V193H254ZM57 195H55V196H57ZM65 195H66V193H65ZM172 195H174V194H172ZM255 195H254V197H255ZM258 198H257V200L261 203V205H260L261 207L260 208L264 209V198H262V197H258ZM30 200H31V198L29 197V201H27V202H30V204H31ZM250 200H251V198H250ZM27 202L25 203V205H27ZM43 202H41V203H43ZM38 204L37 205L35 204V205L38 207ZM49 204L47 203V205H49ZM40 205L42 206L43 204H40ZM40 205H39V207H40ZM146 205L149 206L148 204H146ZM44 206H42V207H44ZM45 208L47 209L48 206H46ZM138 211H139V214H138L139 215L138 216L139 217L138 218L139 219V224H138L137 229L134 230V231H136L135 234H133L134 235V238H133L134 240L132 239L133 243L130 246V252L128 250L129 253H127L126 260L124 261V264H174L176 262V260L172 261L173 259H171V260H169V259L168 260L167 259L166 260L165 259H161L160 262L158 263L159 259H157V257L154 254L155 253V247L152 245V242H151V241H153L152 238H154V236L150 235L151 233L148 232L149 230L147 231V229L149 228L148 225L151 224L150 221H152V220L147 219V218H150L147 215V213H149L150 210L148 212L146 207H141L140 209L138 208ZM183 212H185V211H183ZM183 212H181V213H183ZM172 213L173 214H171V216H173V218L175 217L174 220H176L177 222H180L182 217L179 216L178 214H176V216H177L176 217L174 215V212H172ZM262 213L263 212L261 210V214ZM262 215L261 216H262V218L264 220V214H262ZM27 217H29V216H26V218ZM186 217H189V216H185V218ZM30 218H33V217L30 216ZM169 219H171V221H173V223H175L174 225H178V224H176V222H174V220H172V218H170V216H169ZM26 220H29V222L32 221V220L30 221L29 218L26 219ZM148 220H149V223L146 222ZM210 221L208 223H210ZM263 223H264V221H263ZM8 225L9 224L4 225L5 227H3V228H7ZM182 225H184V224L182 223ZM82 226H84V225H82ZM178 226H181V225H178ZM15 227L17 228V226H15ZM15 227L13 226L11 228H15ZM19 227L21 229H19V230L17 229V230L22 232L23 226L21 227L19 225ZM24 227L27 228L26 224H25ZM152 227H150V228H152ZM198 227H200V224H199ZM8 229H10V228L8 227ZM5 230H3V232ZM17 230H15V231H17ZM153 230H154V228L151 230L152 233L154 232ZM211 230H213V229H211ZM0 231H2V230H0ZM12 231H14V230L12 229ZM24 231H25V229H24ZM206 231H205V233H206ZM3 232H1V233L3 234ZM9 232H10L9 234H12L11 230H9ZM38 232H37V234H38ZM210 232L213 235V232L212 231H210ZM154 233H156V232H154ZM5 234H8V233L5 232L2 236H4ZM206 235H207V233H206ZM5 236H9V235H5ZM199 236H200V234H199ZM211 238H212V236H211ZM33 239L37 240L36 237L33 238ZM212 239H210V240L212 241ZM29 240L27 239L25 241H29ZM31 241L34 242L33 240H31ZM30 242H26L25 245H27V244L30 245L31 244ZM200 244H202V243H200ZM198 246H200V245H198ZM202 246H203V244L200 247H196V245H195L194 248L199 250V249H202L201 248ZM26 247H28V246H26ZM212 247H214V246H212ZM193 250L194 249H192V251ZM251 251L253 252V249ZM251 251L249 252V255L253 256L254 252L252 254ZM5 252L6 253L10 252V251H7V247L5 249ZM5 252H3V254ZM31 252H33V251H31ZM195 252L196 251H194V253L193 252L192 253L195 254ZM10 254L11 253H9V255ZM6 255H7V257L9 256L8 254H6ZM95 255L98 256V254H95ZM254 256H256V255L254 254ZM3 257H4V255H3ZM15 257H13V258H15ZM20 257H21V255L19 254V262L22 261V263H19V264H23L24 258H23V260L20 261ZM92 257H93V254H92L91 258ZM189 257H190V255H189ZM198 257H200V255L198 256V254H197L196 258H198ZM96 258L98 259V257H96ZM253 258H251V259L253 260ZM15 259L17 260V258H15ZM94 259H95V257H94ZM94 259L93 260L90 259V260L94 261ZM200 259H202V258H199V260ZM29 260L30 259H28V261ZM13 262L14 261L12 260V263ZM30 262L31 261H29L28 263H30ZM34 262L35 261H33V264H35ZM24 263H26V261ZM199 263H201V262H199ZM254 263H255V261H254ZM258 263H259V261H258ZM17 264H18V262H17ZM175 264H177V262Z\"/></svg>",
    "mask_w": 264,
    "mask_h": 264
}]
</instances>
